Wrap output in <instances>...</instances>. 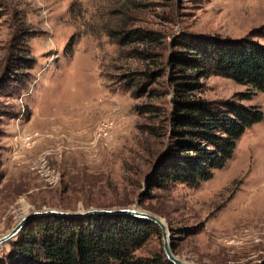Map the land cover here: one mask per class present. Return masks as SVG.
I'll list each match as a JSON object with an SVG mask.
<instances>
[{"label": "rangeland", "instance_id": "374dc122", "mask_svg": "<svg viewBox=\"0 0 264 264\" xmlns=\"http://www.w3.org/2000/svg\"><path fill=\"white\" fill-rule=\"evenodd\" d=\"M134 2L139 4L0 0V72L20 49L33 57L23 71L25 86L17 89L11 73L0 83V236L34 210L112 208L117 206L107 205L127 198L132 203L124 207L137 205L165 222L171 250L181 260L264 264V91L242 100L259 105L263 118L244 130L212 177L198 187L176 183L146 193L144 148L153 149L156 139L136 127L152 119L135 110L147 97H132L136 86L127 80L130 72L162 71L150 85L157 95L148 100L168 108L174 39L251 34L264 43V0ZM132 27L152 29L157 38L123 43L121 32ZM135 48L156 54L139 58L130 52ZM200 81L199 94L209 99L248 91L246 84L219 74ZM106 117L115 124L98 136V123ZM10 240L0 245V257L9 253ZM135 255L165 256L158 226Z\"/></svg>", "mask_w": 264, "mask_h": 264}, {"label": "trees", "instance_id": "16d2710c", "mask_svg": "<svg viewBox=\"0 0 264 264\" xmlns=\"http://www.w3.org/2000/svg\"><path fill=\"white\" fill-rule=\"evenodd\" d=\"M130 2L133 6L139 4ZM155 33L152 29L132 27L121 35L123 43L147 44L156 40ZM178 40L174 39L177 47L168 56V108L148 100L157 95V89L150 85L162 71L147 68L127 75L131 86H136L132 97H147L134 105L135 110L152 119H145L136 127L156 139L153 149L144 148L149 156L143 176L146 193L169 189L176 183L198 187L232 156L244 130L263 118L259 105L242 100L255 90L264 91V43L254 40L251 34L239 38L188 35ZM130 52L144 59L156 54L145 48ZM32 58L27 48L20 49L10 60V67L1 70L0 83L11 73L17 89L25 86L22 75L33 64ZM210 74L246 84L248 91L229 99L205 98L199 94L203 90L200 77ZM125 87L130 88L128 83ZM157 117L158 124L153 121ZM130 203L132 200L126 198L107 206L124 207ZM33 220L36 224H32ZM33 220L9 241L11 249L0 257V264H173L166 256L135 255L149 239L150 229H157L155 223L146 219L126 214H91L79 218L51 215Z\"/></svg>", "mask_w": 264, "mask_h": 264}, {"label": "water", "instance_id": "95a60500", "mask_svg": "<svg viewBox=\"0 0 264 264\" xmlns=\"http://www.w3.org/2000/svg\"><path fill=\"white\" fill-rule=\"evenodd\" d=\"M91 214H126L133 215L141 219L149 220L155 223L160 228L163 238V251L165 253L166 258L170 262H172L173 264H194L181 260L173 254L169 241L170 236L168 235V229L165 222L155 214L139 210L137 208V205H134L132 207L91 208L84 211H71L56 208H43L40 210H34L22 216L20 220L7 233L0 236V245L16 236L18 232L22 229V227L26 224V222H28L34 217L47 215H57L65 217H85Z\"/></svg>", "mask_w": 264, "mask_h": 264}, {"label": "built area", "instance_id": "2783aa9c", "mask_svg": "<svg viewBox=\"0 0 264 264\" xmlns=\"http://www.w3.org/2000/svg\"><path fill=\"white\" fill-rule=\"evenodd\" d=\"M115 121L112 117H106L99 121L98 126L96 128V134L99 136L100 134H106L108 130L114 126Z\"/></svg>", "mask_w": 264, "mask_h": 264}]
</instances>
